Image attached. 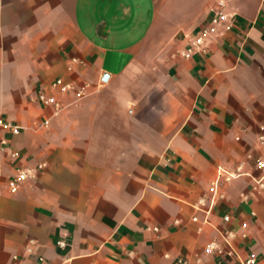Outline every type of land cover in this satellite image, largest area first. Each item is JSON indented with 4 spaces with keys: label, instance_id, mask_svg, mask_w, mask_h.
I'll list each match as a JSON object with an SVG mask.
<instances>
[{
    "label": "crops",
    "instance_id": "crops-1",
    "mask_svg": "<svg viewBox=\"0 0 264 264\" xmlns=\"http://www.w3.org/2000/svg\"><path fill=\"white\" fill-rule=\"evenodd\" d=\"M216 1L0 0V264H239L206 252L226 232L264 264V0L185 58Z\"/></svg>",
    "mask_w": 264,
    "mask_h": 264
},
{
    "label": "built area",
    "instance_id": "built-area-1",
    "mask_svg": "<svg viewBox=\"0 0 264 264\" xmlns=\"http://www.w3.org/2000/svg\"><path fill=\"white\" fill-rule=\"evenodd\" d=\"M236 21V14L228 11V3L226 0H217L210 9V19L209 23L202 27L199 32L191 39L190 46L182 52V55L185 58H192L193 56L199 54L206 56L210 53V48L213 42L218 38H223L228 32H231L234 28ZM52 88L61 93H71L74 92L78 98H83L87 94L88 86L77 88L73 84L65 82L62 78L56 80L52 84ZM39 100L41 103L47 107L53 109V116H59L65 109L62 101L56 95H47L45 93L40 94ZM46 123L45 125H47ZM23 127L18 124H15L4 117L0 113V152L4 150L7 145V139L4 137V132H9L14 135H18L22 132ZM257 141L260 147L264 148V132H261ZM258 167L264 168V157L260 156L256 160ZM42 167V166H41ZM226 175V177H225ZM33 174L29 170H19L17 175L9 183V190L12 193H16L19 187L26 182L28 179L33 178ZM223 177L225 180H230L233 176L225 171H220L218 178L212 183L211 194L212 200L209 206L208 211H211L215 206L218 199L223 198L221 193V186L223 184ZM262 187H264V176L260 181ZM202 205H205L202 202ZM247 224L243 225V229H247ZM235 235L233 233H223L222 234V243L211 242L206 247V252L208 254H217L219 256H224L228 258H235L239 261V264H257L258 258L255 254H250L246 258H242L238 252L233 247V239ZM242 238L246 240L248 234L244 232ZM61 247H65L64 242L60 243ZM30 251V249H29ZM15 264H18V258L14 257ZM176 264H189L185 259H179Z\"/></svg>",
    "mask_w": 264,
    "mask_h": 264
},
{
    "label": "water",
    "instance_id": "water-1",
    "mask_svg": "<svg viewBox=\"0 0 264 264\" xmlns=\"http://www.w3.org/2000/svg\"><path fill=\"white\" fill-rule=\"evenodd\" d=\"M108 79H109V76L108 75H105L104 76V81H108Z\"/></svg>",
    "mask_w": 264,
    "mask_h": 264
}]
</instances>
